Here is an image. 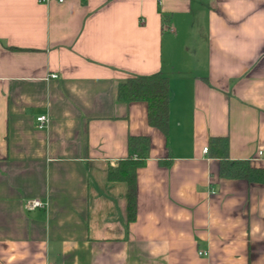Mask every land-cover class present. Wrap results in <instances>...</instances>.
<instances>
[{
	"label": "crops",
	"instance_id": "1",
	"mask_svg": "<svg viewBox=\"0 0 264 264\" xmlns=\"http://www.w3.org/2000/svg\"><path fill=\"white\" fill-rule=\"evenodd\" d=\"M154 73L167 136L115 100ZM212 137L264 169V0H0V264H264V183L219 177Z\"/></svg>",
	"mask_w": 264,
	"mask_h": 264
},
{
	"label": "trees",
	"instance_id": "2",
	"mask_svg": "<svg viewBox=\"0 0 264 264\" xmlns=\"http://www.w3.org/2000/svg\"><path fill=\"white\" fill-rule=\"evenodd\" d=\"M115 100L121 103L144 102L147 106V123L165 136L169 124V82L161 73L146 76H133L117 83ZM128 147L135 155L120 161L116 168H109V181H123L127 184L126 209L127 220L135 217L136 184L135 171L144 160V150L149 139L145 136L128 138ZM219 160L218 176L227 179H240L249 183H264V169L254 168L248 161H231L228 158V140L226 137L209 139L207 150Z\"/></svg>",
	"mask_w": 264,
	"mask_h": 264
},
{
	"label": "built area",
	"instance_id": "3",
	"mask_svg": "<svg viewBox=\"0 0 264 264\" xmlns=\"http://www.w3.org/2000/svg\"><path fill=\"white\" fill-rule=\"evenodd\" d=\"M50 1H55L57 3H63L66 0H41V2H43V3H49ZM51 78H57V75L53 74V75H51ZM48 121H49L48 117L45 115H41V116L37 117L36 118L37 127L40 129L45 127V125L47 124ZM202 151H203V153H207V151H208L207 147H204L202 149ZM42 207H44V204L39 200H30V201H27V203L25 204V208L27 210H33V209L42 208ZM197 254H198V256H203V257L208 255V253L206 251H198Z\"/></svg>",
	"mask_w": 264,
	"mask_h": 264
}]
</instances>
